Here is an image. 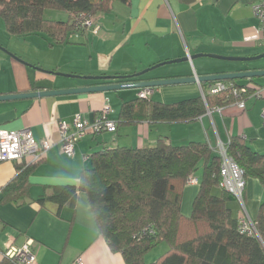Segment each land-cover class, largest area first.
<instances>
[{"label": "crops", "instance_id": "0c3cea01", "mask_svg": "<svg viewBox=\"0 0 264 264\" xmlns=\"http://www.w3.org/2000/svg\"><path fill=\"white\" fill-rule=\"evenodd\" d=\"M259 1H115L111 11L97 16L98 31L87 29L72 34L70 41L56 43L45 33L13 35L9 38L12 39L10 45H4V40L0 39L2 46L26 63L0 48V94L115 82L55 76L43 70L82 76L129 75L158 62L183 57L190 59L184 66L160 69L142 77H186L264 69V61L224 62L218 58H204L207 56L192 58L201 53L230 57L264 53V30L253 13V6ZM4 34L10 33L6 30L3 37ZM133 79L136 78L129 81ZM240 81L250 83L251 87H261L247 88L243 99L208 109L199 118L186 122L120 124L122 103L138 97L140 89L129 98L126 91L129 89H122L0 100V127L9 130L29 128L37 141H52L43 159L31 168L24 196L19 191L7 195L4 188L16 178L17 164L30 163L29 157L0 162V264H9L3 263L8 248L22 246L27 241L31 242L37 264H127L123 254L111 250L100 232L85 192L78 191L75 208L60 207L47 197L57 186L78 187L83 170L91 166V154L104 148L148 147L163 139L172 144L207 142L215 151L221 152L233 136H239L253 150L264 153V76ZM202 91V83L198 82L158 86L154 87L150 100L161 101L154 99L156 95L163 100L161 102L175 103L199 97ZM259 92L260 95L255 96ZM240 101L245 102V107L238 105ZM105 104H110L113 110L110 117L118 121L117 131L86 134L77 141L75 154L68 156L61 148L60 121L70 123L76 114H80L92 122L100 116ZM85 156L89 157L85 159ZM201 168L193 176L198 182L188 183L184 188L181 211L187 217L192 213L199 189ZM212 192L220 195L221 188L214 187ZM243 196L244 204L233 196L227 206L233 217L240 219L246 215L254 221L264 201V181L247 177Z\"/></svg>", "mask_w": 264, "mask_h": 264}, {"label": "trees", "instance_id": "16d2710c", "mask_svg": "<svg viewBox=\"0 0 264 264\" xmlns=\"http://www.w3.org/2000/svg\"><path fill=\"white\" fill-rule=\"evenodd\" d=\"M115 1L129 3V0H0V17L12 35L45 33L50 40L63 43L70 41L72 34L94 29L79 28L76 24L79 18H97L111 11ZM46 9L65 11L68 17L49 19L45 17ZM224 82L229 88L217 94L207 92L213 81L202 82L205 98L201 95L164 103L152 101L150 96H138L124 101L118 121L120 124L191 121L208 109L243 99L247 88L254 90L259 86L251 87L240 79ZM233 87L244 90L235 94ZM226 152L244 170L245 179L252 176L264 181V153L253 150L239 136L230 139ZM90 157L91 166L83 170L78 187L57 186L47 198L60 207L75 208L78 191L85 192L100 232L111 250L123 254L127 264H264V201L254 220L256 232H241L239 219L233 217L227 206L233 196L220 185L222 156L207 142L172 144L160 139L148 147L104 148ZM40 161L17 164L19 172L4 188L5 194L12 191L27 194L28 175ZM199 168V189L192 213L187 217L181 211L183 192ZM214 187L221 188L220 195L213 194ZM161 242L167 243V250L147 263L145 256ZM3 263L17 264L5 257Z\"/></svg>", "mask_w": 264, "mask_h": 264}, {"label": "built area", "instance_id": "2783aa9c", "mask_svg": "<svg viewBox=\"0 0 264 264\" xmlns=\"http://www.w3.org/2000/svg\"><path fill=\"white\" fill-rule=\"evenodd\" d=\"M254 16L259 20L262 30H264V0L259 1L253 6ZM96 17L79 18L76 22L79 28L93 27L96 32L100 27L95 22ZM229 84L224 81L214 82L208 90L210 94H217L226 91ZM235 94L243 92V88L239 89L233 87ZM154 88L145 87L139 92V97L146 98L153 93ZM256 93L255 96H259ZM202 96L205 98V93L202 91ZM240 107H245V102L238 103ZM110 104H105L101 110L100 116L90 122L84 119L80 114H76L72 122L60 121V142L62 150L68 155L75 154V145L79 139L88 133L98 134L101 132H116L118 129L117 121L110 117L112 113ZM264 122V109H263ZM52 141L44 139L37 141L29 128L19 130H9L0 127V162L4 160H19L29 157V162L34 163L40 161L45 156V153L51 148ZM222 156V163L220 168L221 188L230 193L244 204L243 192L246 185L244 170L236 163V161L227 154L226 149L219 152ZM85 159L88 156L84 157ZM196 177L191 176L188 183H197ZM239 229L241 232L249 234L256 232L254 221L248 216L243 215L239 219ZM5 258L14 260L17 264H37V258L34 254L31 242L27 241L22 246H13L8 248L4 253ZM80 262V260L78 261Z\"/></svg>", "mask_w": 264, "mask_h": 264}, {"label": "water", "instance_id": "95a60500", "mask_svg": "<svg viewBox=\"0 0 264 264\" xmlns=\"http://www.w3.org/2000/svg\"><path fill=\"white\" fill-rule=\"evenodd\" d=\"M11 56L19 59L20 61L24 62L21 58L17 55L8 52ZM199 56H207L211 58H218L222 60H234V61H252L264 58V53L248 56V57H230V56H222L217 54H208V53H201L196 54L192 58H196ZM190 60L188 57L177 58V59H170L158 62L144 70L136 72L135 74L129 75H77V74H68L62 73L55 70H43L55 76H66V77H82L86 79L92 80H113L115 82H108V83H101L91 86L85 87H77V88H61V89H48V90H36V91H27V92H19V93H9V94H0V100H12L18 98H37V97H45V96H60V95H71V94H78L84 92H106V91H119L122 89H142L145 87H158L164 85H173V84H181V83H191V82H212V81H224V80H231V79H243V78H255L264 76V69H257V70H241L237 72H226V73H219V74H206V75H197V76H177V77H170V78H143L142 76L146 73H149L156 68H159L162 65H167L171 63L183 62ZM26 64V63H25ZM133 79L129 81V79ZM128 80V81H125Z\"/></svg>", "mask_w": 264, "mask_h": 264}, {"label": "rangeland", "instance_id": "374dc122", "mask_svg": "<svg viewBox=\"0 0 264 264\" xmlns=\"http://www.w3.org/2000/svg\"><path fill=\"white\" fill-rule=\"evenodd\" d=\"M45 16L47 18H49V19H54V20H61V19L62 20H66L67 19V12L60 11V10H54V9H46L45 10ZM4 25H5V21H4V19L2 17H0V39H3L4 40L3 41L4 45H6V43H9V45H10V41L9 40H12V39H9V38L11 36H13V35H11V34L5 35L4 34V37H3V32L6 31L5 30L6 27H4ZM0 48H1V50L5 51L7 53L10 51L9 49L6 48V46H2L1 44H0ZM204 58H208V57H204ZM209 59H212V58H209ZM263 59L264 58L258 59V60H255V61L262 62V61H264ZM212 60H215V59H212ZM222 61H224V62H242V61H234V60H229V61L228 60H222ZM189 64H190V62H189ZM184 65H186V61L185 62L183 61V62L171 63V64H167V65H162L159 68H156L155 70H153L151 72H155V71H158L160 69L161 70H163V69H169L172 66L173 67H176V66H184ZM6 72H8V69L6 70ZM132 90H136V91H132ZM126 91L129 92L128 93V95H129L128 98L129 97H134L133 95L135 94V92L137 94V89H129V90H126ZM154 99H159V100L163 101L161 98H159V96H156V95L154 96ZM174 102H176V101H174ZM167 103H172V102H167ZM112 113H113V111H112ZM165 246L168 248L167 243L166 242H163L161 244H158L155 248H153L152 251H150L147 254L148 256L145 258L146 262L147 263H150V262L158 259V257H160L164 253V251L167 250V248L163 249V247H165Z\"/></svg>", "mask_w": 264, "mask_h": 264}, {"label": "bare ground", "instance_id": "6f19581e", "mask_svg": "<svg viewBox=\"0 0 264 264\" xmlns=\"http://www.w3.org/2000/svg\"><path fill=\"white\" fill-rule=\"evenodd\" d=\"M94 17V16H93Z\"/></svg>", "mask_w": 264, "mask_h": 264}]
</instances>
